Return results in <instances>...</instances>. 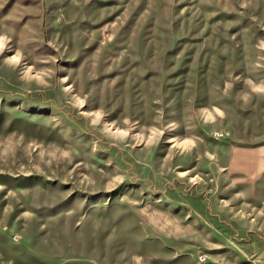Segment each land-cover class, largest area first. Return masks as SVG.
Wrapping results in <instances>:
<instances>
[{"label": "rangeland", "instance_id": "rangeland-1", "mask_svg": "<svg viewBox=\"0 0 264 264\" xmlns=\"http://www.w3.org/2000/svg\"><path fill=\"white\" fill-rule=\"evenodd\" d=\"M0 43V264H264V0H0Z\"/></svg>", "mask_w": 264, "mask_h": 264}, {"label": "bare ground", "instance_id": "bare-ground-1", "mask_svg": "<svg viewBox=\"0 0 264 264\" xmlns=\"http://www.w3.org/2000/svg\"><path fill=\"white\" fill-rule=\"evenodd\" d=\"M1 44V43H0ZM218 111H220V109L218 110ZM221 112V111H220ZM210 113H212V112H210ZM210 113H209V115H210ZM206 114V113H205Z\"/></svg>", "mask_w": 264, "mask_h": 264}]
</instances>
